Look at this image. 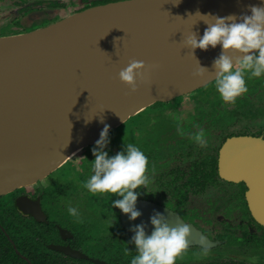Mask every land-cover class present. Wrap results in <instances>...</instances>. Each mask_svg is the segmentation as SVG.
<instances>
[{"label": "water", "instance_id": "obj_1", "mask_svg": "<svg viewBox=\"0 0 264 264\" xmlns=\"http://www.w3.org/2000/svg\"><path fill=\"white\" fill-rule=\"evenodd\" d=\"M123 1L133 0L101 5ZM139 1L160 5L165 0ZM173 1L175 9H179L186 0ZM190 1L188 10L196 7L193 16L188 18L178 12L172 24L162 21L149 24L142 16L135 20L139 28L132 31L133 21L101 24V28L112 31L120 30L123 24L120 31L127 35L120 42L121 53L107 45L113 43L112 37L107 36L99 43L86 36L78 44L72 66L48 67L38 61L29 64L26 58V62L0 60V196L42 180L84 148L94 145L105 124L109 125L110 132L157 102L172 100L214 81L212 61L220 53V45L209 46L207 50L197 48L193 57L192 50L184 43L185 36L191 32L197 33L198 38L202 36L207 27L204 20H212L195 15L197 12L239 17L250 14V5L264 4V0ZM51 49L55 52L53 56L61 53L71 60L66 45ZM233 54L229 51V55ZM133 59L145 64L141 70L144 76L137 79L135 92L118 77L120 69ZM199 63L208 68L202 76L194 75ZM218 175L226 181L245 184L249 212L264 226V137H228L219 149ZM16 206L38 221H46L39 201L32 202L21 196L16 199ZM136 207L141 215L135 220L120 213L122 226L130 237L134 234L131 226L141 222L150 234L153 226L149 217L155 210L163 213L170 225L178 221L189 224L188 247L214 248L223 243L209 237L193 222L186 221L178 211L156 201L137 198ZM49 247L75 258L91 259L94 264H112L90 258L70 246L51 244Z\"/></svg>", "mask_w": 264, "mask_h": 264}, {"label": "rangeland", "instance_id": "obj_2", "mask_svg": "<svg viewBox=\"0 0 264 264\" xmlns=\"http://www.w3.org/2000/svg\"><path fill=\"white\" fill-rule=\"evenodd\" d=\"M39 1L43 3L40 6V8H42L43 6L46 7L48 5L45 4L46 2H61L67 0H0V31L3 30V28L11 30L18 28L17 30H23L25 26L33 29L35 27L43 25L47 19H50L54 16L50 12L45 14V11L47 9L35 8L32 14L31 11L28 12L26 9L25 12L22 13V15L14 18V11L21 8L20 4L36 5V2ZM81 3L82 1L75 0L73 5L81 6ZM71 9L76 8L73 7ZM39 10H42V12H39ZM67 13L69 12L65 11L63 15H66ZM136 17L139 18V16ZM136 17H126V20L128 19L127 21H133L134 19V25H136L135 20H138V18ZM149 18V16L145 17V19ZM94 32V28L87 29L86 36L88 38H91L94 36ZM18 35H5L3 37H0V40L4 38L9 39V37L13 36L18 37ZM77 35L83 37L82 34ZM88 35L92 36L89 37ZM86 36L84 35V37ZM255 78L256 77H253L251 79L246 78L247 88H250L251 86L256 84V82L254 81ZM196 90L178 96L172 100L166 101V105H164L163 107V112L159 113L161 114L160 116H162L164 119L162 122H158V127L162 125V129L169 135L167 142L164 143L166 145H163L165 148H168L169 146V139L178 141L182 146L185 144H190L189 146L190 148H192L194 146L193 143H195V145L197 146L199 144L191 139V134L196 132L200 128H205L204 130L206 145L204 148V152L213 155L218 151V147L221 144L222 140L229 134L241 133L248 130L258 132L263 129L264 90H259L258 93L252 92L249 102H246L242 104V106H239V111L237 109H233L234 104L230 103L228 106H226L228 112L226 117L219 121L215 120L211 125L209 122L207 126H201L200 118H194V120L193 118H191V115L197 105L196 100L192 99V94H195ZM206 90H212V87L208 86ZM211 95L212 97L217 96L213 91H211V94L207 92L208 98L212 99ZM242 97L243 94L238 96V98ZM201 98L203 99L204 96H202ZM239 114H241V116H238ZM156 120H158V116H155L154 113L151 114L149 125L157 123ZM178 126L183 129V135L178 134ZM92 147L93 145L76 154L71 160H69L67 164H65L63 167L61 166V168H58L57 171L52 173V175H50L52 177L45 180L43 184L45 183L48 185L50 182L53 183L58 180V186H60L59 183L62 181H71L73 186L76 184V186H74L75 189L73 188L74 190L72 191L76 190V193L83 195L84 198L81 199L85 200L86 204L91 208L98 209L99 212L97 218H95L97 215H95L94 212L91 211H87L86 213H84V218H82V220L85 222L83 226V234L88 235L90 238L89 240L99 241L101 239H108L104 238L103 235H105V233L110 230L115 231L114 234L117 235L120 233V237H122L123 235L127 236L122 231L123 227L120 222V210L118 208L112 209L111 207V199H116L118 197H116L113 193L92 194L88 192L87 189L81 187V184L83 185L84 180L82 176L79 175V172L85 171L86 164H89L90 162L87 161L88 157L90 160L94 158L91 152ZM176 147H178V144L176 146H173V148ZM161 152L163 154H166L167 150H164L163 148L161 149ZM204 155L205 154L203 153H198L196 163H200V165L198 166L195 164L194 171L204 170L202 168L203 164L206 162L205 161L203 163L202 161V157ZM167 159L169 160L163 161V166L158 168V170H148V175L151 178L150 183L146 187L142 186L137 189V191L140 192L139 196L144 197L146 195H150V198H156L160 203L174 204V206L179 209L181 216L186 221L193 222L208 236H211V238H216V235L222 234L221 238L232 243H226L220 247L218 246L214 248H202L198 246L187 247L186 250H184L181 255L177 257L176 264H215L217 262L233 264L240 262H245L246 264H264V230H254V233L259 236V239H256L253 242L249 241L248 243H243V241H240L242 235L246 238L250 236L249 233H245L249 222L248 220L243 218V210L245 209L244 201L241 199V190L239 184H223L221 182V179H217V181L214 182L207 176H203L201 173L195 175L193 179H190L189 172L192 171L193 168L190 167V160L193 159L189 158L187 153L183 154L181 149L178 150L176 155H169ZM86 173L87 174L85 175V179H87L90 175L87 170ZM78 182L80 184H78ZM67 185L68 187H70V183H68ZM182 198L184 200H182ZM66 205L68 204L66 203L65 207ZM55 214L58 217L63 216L67 224L73 223L70 220V217L73 216H71L69 213H63V210L59 209V212H55ZM82 220L81 224H83ZM226 232L232 233L228 234ZM232 234H236L237 237L232 236ZM114 239L118 240L114 243V247L123 248L122 244L119 243L118 237L115 236ZM87 242L88 243L85 244L90 245V241ZM105 249L101 248L98 244H91V246L89 247L85 246V250H88L85 252L89 253V255H102L105 259L110 258L114 250H111L110 252L112 253L109 252L110 254L108 252L107 254H105ZM111 257L116 258V254L113 253Z\"/></svg>", "mask_w": 264, "mask_h": 264}, {"label": "clouds", "instance_id": "obj_3", "mask_svg": "<svg viewBox=\"0 0 264 264\" xmlns=\"http://www.w3.org/2000/svg\"><path fill=\"white\" fill-rule=\"evenodd\" d=\"M249 7L250 14L239 17L235 14L217 16L197 12L195 15L211 17L212 20H204L207 27L199 38L195 32L184 38L185 46L192 50L193 57L197 48L207 50L209 46L215 48L220 45L221 51L213 59L212 69L215 71V90L226 103H235L238 96L248 91L246 78L264 75V4ZM229 51L234 54L229 55ZM237 52L242 55H235ZM144 68V61L133 59L120 69L118 77L135 92L137 79L144 76L141 71ZM207 69L199 63L194 75L202 76ZM177 131L180 135L184 134L179 126ZM191 139L204 147L205 130L200 128L192 133ZM109 142V125L105 124L91 149L94 157L90 165L91 174L83 187L92 194H115L118 198L111 199L112 209L118 208L128 215L129 220H135L141 215L136 207L140 195L137 189L146 187L151 179L148 157L136 144L124 141L121 150L109 155L106 150ZM66 208L71 216H79L77 206L68 204ZM149 221L153 226L150 234L146 233L143 222L131 226L134 234L127 244L134 245L135 254L129 264H176L177 257L189 244V224L178 221L174 226L170 225L166 216L155 210ZM130 251L125 247V253Z\"/></svg>", "mask_w": 264, "mask_h": 264}, {"label": "trees", "instance_id": "obj_4", "mask_svg": "<svg viewBox=\"0 0 264 264\" xmlns=\"http://www.w3.org/2000/svg\"><path fill=\"white\" fill-rule=\"evenodd\" d=\"M42 2H36V5H41ZM56 5V4H53ZM21 8L17 9L14 11V18H17L18 16L22 15V13L25 12V10L27 9L28 12L31 11V13L35 10L36 7H34V5L32 4H28V5H24V4H20ZM37 9V8H36ZM26 27V29H25ZM24 27V31L23 30H17L18 28L11 30V29H7V28H3V30L0 31V36H5V35H13V34H19L21 32H29L31 30H34L36 28H29L27 26ZM258 79V80H257ZM254 81L256 82V84H254L253 86H251L250 88H248V91L246 93H243V97L242 98H236V101L234 104L233 109H237L238 111L239 106H242V104L249 102L250 100V96L252 95V92H256L258 93L259 90H264L263 87V83H264V75H261L260 77H256L254 79ZM208 86L212 87V90H206ZM211 91L216 93V97H212V99L207 97V92H209V94H211ZM196 94V95H195ZM195 94H192L193 98L196 100V108L194 110V112L191 115V118H200L201 121V126L205 125L207 126L208 123L210 122V125L212 123H214V121H219L222 120L224 117H226L227 115V107L230 103H226L224 102L219 94L216 92L215 87H214V81L212 83H210L209 85H206L198 90H196ZM200 95V96H199ZM204 96V98L202 99L201 97ZM200 99V101H199ZM165 102H157L155 104H153L152 106L147 107L145 110H143L142 112L136 114L133 117H130L125 123L121 124L120 126H118L115 129H112L109 132V138H110V142L108 143V145L106 146V150L109 152V155H113L115 154L117 151L121 150L122 145H123V141L127 142V143H134L136 144L140 149L143 150V152L145 153V155L148 157V170L150 169L151 171H155L158 170V168L163 166V161L165 160H169L167 159L169 155H176L178 150L181 149L182 153L185 154L187 153L188 157L193 159L190 160L191 161V165L190 167L192 168V171L189 172V177L190 179H193V177L195 175L198 174H202L203 176H207L210 180L216 182L217 179L220 180V177L218 175V170H217V156H218V151L216 152V154H209V153H205L204 152V147H201L199 145H195L190 148V144L182 146L181 143H171L169 140V146L168 148H165L163 145H166L164 143L167 142V139L169 137V135L166 133V131H164L162 128L163 126L160 125L158 127V122H162L163 121V117L160 116L161 114H159L160 112H163V107H164ZM156 116H158V120H156L157 123L155 124H150V116L151 114H153ZM204 120V121H203ZM154 125V126H153ZM194 125V123H193ZM151 127V128H148ZM217 128V127H216ZM205 129V128H204ZM264 127L263 129H261V131L255 132V131H243L241 133H231L229 134L227 137L230 136H234V135H243V134H254V135H260L262 134L264 131ZM225 139V138H224ZM223 139V140H224ZM183 141V140H182ZM225 141V140H224ZM178 144V147L173 148V146H176ZM94 146V145H93ZM167 150V153L163 154L161 152V149ZM86 148H84L83 150H85ZM191 150V151H190ZM197 152V153H196ZM196 153V154H195ZM198 153H203L205 154L202 157V161H203V169L204 170H200V171H194L195 168V164L196 165H200V163H196V158L198 156ZM89 159V157H88ZM87 161H90L89 164H86V169L84 172H79L83 178L84 181H86L87 179H85V175L86 170L89 174H91V160L89 159ZM209 160V161H207ZM158 161V162H157ZM69 162V161H68ZM67 162V163H68ZM65 163V164H67ZM81 179V178H80ZM150 196V195H149ZM148 195L144 196V198L147 199H151V200H155L156 202H158V199L154 198H150ZM182 200H184L182 198ZM245 210H243L244 212L250 213L249 209L247 207V205L245 204L244 207ZM4 210V211H3ZM3 212H8V214L11 212L10 207L8 206L6 209H4V207L2 208V211H0V215L3 214ZM252 219V218H251ZM253 220V219H252ZM7 229H13L12 226H10L9 224L5 225ZM16 226V225H15ZM18 227L21 228L20 231V235L23 237V242L19 241L18 242V248L20 250H22L23 253H25L26 255L29 256V258L32 260V262L34 264H46L45 263V243L44 241H38L36 239H32L28 237V231L27 229L29 228V226L24 222L23 220L21 222H18ZM261 227V226H258ZM264 228V227H262ZM3 240L0 241V261L5 262V264H22V263H26V261L24 259H22L20 256H18L12 245L7 241L6 236L4 234H1ZM222 234H218L216 235V239H223L221 238ZM236 236V235H233ZM84 240L85 241H91L89 240V236L83 234ZM237 237V236H236ZM243 239V240H242ZM256 239H259V236H250V237H244L243 235L241 236V240L240 241H246V242H253ZM96 242V241H94ZM98 242V241H97ZM101 242V241H100ZM103 242H105V240H103ZM116 241L113 240L112 238H110L106 243H108V246L106 245V248L109 250H114L113 253L116 254V258H113V260H115L116 264H129L130 259L132 257V255H134V245L129 244L126 245L125 247H128L131 249L130 252L125 253V247L123 246V248L114 247V243ZM228 244H232L231 242H227ZM220 247V246H219ZM46 252H49V263L50 264H60L59 258L54 251L47 249ZM124 256V257H123ZM81 262L83 264H94L92 261H88L86 259H81ZM215 264H233V263H225V262H217ZM234 264H246L245 262H240V263H234Z\"/></svg>", "mask_w": 264, "mask_h": 264}, {"label": "flooded vegetation", "instance_id": "obj_5", "mask_svg": "<svg viewBox=\"0 0 264 264\" xmlns=\"http://www.w3.org/2000/svg\"><path fill=\"white\" fill-rule=\"evenodd\" d=\"M74 1L75 0H67V1H61V2L52 1L50 3L46 2L45 4H48V5L46 7L43 6L42 8H40L41 5H34V7H36L37 9H47L45 11V14L50 12L52 15H54L50 19H47L43 25H40V26L35 27V28L43 27L47 24L55 22L56 20L65 17L66 15H68L71 12L81 11L83 9L90 7V6L101 5V4H105L108 2H112V1H118V0H80V1H82L81 6L80 5L79 6L73 5ZM53 4H56V5H53ZM73 7H75L76 9H71ZM65 11H68L69 13H67L66 15H63V13ZM39 12H42V10H39ZM238 116H241V114H239ZM243 135L257 136L254 134H243ZM258 136L264 137V132ZM227 138L228 137H225L224 140H226ZM224 140H222L221 144L218 147V156H219V149H220L221 145L223 144ZM169 141H171V143H178V141L173 140V139H170ZM185 145H187V144H185ZM185 145H183V146H185ZM218 156H217V170H218ZM50 175H52V173ZM50 175H48L46 178H44L38 182H35L31 185L18 188L11 193L0 196V211H2L3 207H4V209H6L8 206L11 209V212L9 214H8V212H3V214L0 215V241L3 240L1 234H4L6 236L7 241L12 245L15 253L26 261V263H22V264H34L32 262V260L29 258V256L26 255L25 253H23L22 250H20L18 248V242L19 241L23 242V237L20 235L21 234L20 233L21 228L18 227V222H21L22 220H23V223L25 222L29 226V228L27 229L29 238L36 239L38 241H42V240L44 241V243H45L44 244L45 245L44 246L45 247L44 253H45V263L46 264H50L49 263V261H50L49 255L50 254H49V252L48 253L46 252L47 249L52 250L55 253H58L56 255L59 258L60 264H83L81 262L80 258H75V257L67 255L63 252L51 249L49 247L51 244L70 246L73 250L85 252V251H88V250H85V246L89 247V246H91V244L92 245L98 244L101 248L105 249L106 245L108 246V243H106V241H108L110 238L115 240L114 237L117 236L119 239V243L122 244V246L129 245V244H127V241L130 239V236L127 234V232L125 231L123 226H122L123 227L122 231L127 236L123 235L122 237H120L119 236L120 233L117 235V234H114L115 231L110 230V231L105 233L106 237H105V235H103L104 238H108V239H101L99 241L97 240L98 242L97 241L94 242V240H92L89 242L90 245L85 244L88 242L85 241L84 237H83V229H84L83 226H84L85 222L82 220V218H84L83 217L85 215L84 213H86L87 211L94 212V214L97 215L95 218H97L98 212H99L98 209L91 208L89 205L86 204L85 200L81 199V198H84L83 195L76 193L75 192L76 190L72 191L75 189L74 186H76V184L73 186L71 181L70 182H67V181L63 182L62 181L59 183L60 186H58V182H57L58 180L56 182H53V183L50 182L51 184L49 183L48 185L45 183L43 184V182L45 180L52 177ZM220 179H221V182L223 184H239L240 190H241L240 191L241 199L244 201V207H245V204L247 205V201H246V190H247V188H246L245 184L244 183H233V182L226 181L222 178H220ZM68 183H70V187H68V185H67ZM78 184H80V183L78 182ZM81 187L84 188L82 184H81ZM21 196L28 197V199H30L32 202L39 201L41 210L46 215V221H38L34 216H32L30 214H25L22 211H20L19 208L16 206V199L18 197H21ZM138 198H144V197L138 196ZM145 199H147V198H145ZM149 200H151V199H149ZM152 201H154V200H152ZM66 203L77 206L78 210H79V216L78 217H70L71 222H73L71 224L70 223L67 224L63 216L58 217L55 214V212H59V209L63 210V213L64 212L66 213L67 212L66 207H65ZM158 203L179 212V209H177V207L174 206V204H172V203H160V202H158ZM100 212H102V211H100ZM120 213H121V211H120ZM104 215H106V214H104ZM243 218L248 220V222H249V224L247 225V230H245V233H249V236H252V235L257 236V234L254 233L256 231L255 229L264 230V228H262L264 226L258 224L252 218L250 213L244 212ZM80 219L83 221L82 222L83 224H81ZM120 222H121V220H120ZM7 224L12 226L13 229L12 230L7 229L5 226ZM121 225H122V223H121ZM258 226H261V227H258ZM226 233H228V232H226ZM230 233H232V232H229L228 234H230ZM232 236H233V234H232ZM209 237H211V236H209ZM212 239H216V238L213 237ZM103 240H105V242H103ZM219 240H221L223 242L219 246H222L228 242V240L226 241L225 239H219ZM115 241L117 242L118 240H115ZM243 243H248V242L243 241ZM110 251L111 250L106 248L104 253L107 254V252L109 253ZM89 252H91V251H89ZM110 253H112V252H110ZM86 254L90 258H98V259H102V260H105L107 262H110L112 264H116L115 260H113V258L111 257L113 255V253L111 254L110 258H107V259H105L102 255L101 256H95V255H89V253H86ZM86 260L92 261L91 259H86ZM0 264H5V262L0 261Z\"/></svg>", "mask_w": 264, "mask_h": 264}, {"label": "bare ground", "instance_id": "obj_6", "mask_svg": "<svg viewBox=\"0 0 264 264\" xmlns=\"http://www.w3.org/2000/svg\"><path fill=\"white\" fill-rule=\"evenodd\" d=\"M190 2V0H186L179 9H175V3L173 0H165L160 5H156V3H148L146 1L133 0L90 6L81 11L71 12L65 17L43 27L36 28L35 31L29 32L27 35L22 34L18 35V37L13 36L16 38L9 37V39L4 38L0 40V60L6 62H26V58L29 64L33 61H38L48 67L53 66L59 68V66H63V64L72 66V60L77 56L78 44L85 38L84 35H87L86 30L92 28L95 29V34L91 37L92 40L100 43L104 41L107 36L112 37L113 43L108 42L107 45H112L111 48L115 52L121 53L120 42L125 40V36L127 35L126 32L120 31L123 30V24L119 26L120 30L117 28L115 31H112L109 28H101L103 27L101 24L107 22L112 23L116 20L119 22H127L128 19L126 20V17L130 16H143L144 19L146 16H149V19H145L149 24H156L160 21L164 24H172L174 22L172 20H175V15L178 12L188 18L193 16L196 7L193 10H188L191 7ZM134 28L139 27L134 25L130 28V31ZM121 33L126 34L123 37L119 36L116 38V36ZM77 34H82L83 37H80ZM155 34L158 35V32H155ZM62 44L66 45L70 50L69 55L71 60H67L68 57L61 53L53 56L55 52L51 47H61ZM25 184H27V182H25L24 185Z\"/></svg>", "mask_w": 264, "mask_h": 264}]
</instances>
